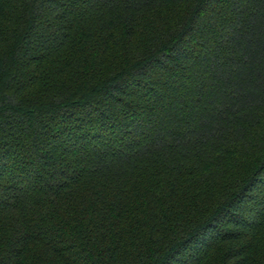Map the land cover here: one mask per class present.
I'll return each instance as SVG.
<instances>
[{"label": "trees", "instance_id": "trees-1", "mask_svg": "<svg viewBox=\"0 0 264 264\" xmlns=\"http://www.w3.org/2000/svg\"><path fill=\"white\" fill-rule=\"evenodd\" d=\"M0 264H264V0H0Z\"/></svg>", "mask_w": 264, "mask_h": 264}]
</instances>
